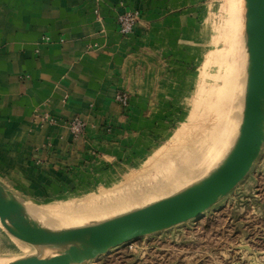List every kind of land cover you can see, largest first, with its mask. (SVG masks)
Segmentation results:
<instances>
[{
  "label": "crops",
  "instance_id": "1",
  "mask_svg": "<svg viewBox=\"0 0 264 264\" xmlns=\"http://www.w3.org/2000/svg\"><path fill=\"white\" fill-rule=\"evenodd\" d=\"M190 1L0 0V184L12 197L57 193L112 153L116 133L135 120V99L125 107L118 95L147 92V81L133 87L136 77H159L160 53L184 27ZM129 10L142 20L124 36L117 17ZM46 115L57 123L43 122ZM74 117L87 124L79 140L67 125ZM0 237V253L14 251L1 225Z\"/></svg>",
  "mask_w": 264,
  "mask_h": 264
},
{
  "label": "rangeland",
  "instance_id": "2",
  "mask_svg": "<svg viewBox=\"0 0 264 264\" xmlns=\"http://www.w3.org/2000/svg\"><path fill=\"white\" fill-rule=\"evenodd\" d=\"M234 1L191 0L184 16V27L172 30L173 44L168 54L160 53L159 70L154 69L159 79L136 77L131 80L133 87L135 83L147 81L149 84L143 87L147 92H124L129 105L133 98L136 101L132 113L135 120L134 124L124 126L116 133L118 141L113 154L102 152L99 159L92 162L90 172L79 175L57 193L50 191L46 196L42 193L35 200L20 199V203L41 212L90 204L148 186L163 177L171 164L197 151L200 143L198 150H203L207 144L204 140L211 143L216 119L224 114L220 110L233 97L236 99L229 94L234 84L230 74L231 61L247 44L244 22L247 21V1L239 2L244 4V13ZM157 81L160 87L152 88ZM239 99L235 101L232 113L236 115L233 122L241 120L237 124L240 126L235 128L234 141L226 148L224 157L230 155L241 132L245 107L241 106ZM209 145L205 146L210 148ZM219 163L221 160H214L203 177H195L199 179H192L194 182L176 188L177 191L174 189L139 206L135 204L100 215L97 219L88 218L74 226L98 224L181 193L209 177L215 164ZM199 217L177 228L178 232L175 229L165 234H150L82 264H264V144L246 178ZM15 241L14 251L0 253V257L16 258V261L36 256L30 248L32 246ZM243 245L252 252L236 256L234 251L238 250L237 247H245ZM6 248L0 245V250Z\"/></svg>",
  "mask_w": 264,
  "mask_h": 264
},
{
  "label": "water",
  "instance_id": "3",
  "mask_svg": "<svg viewBox=\"0 0 264 264\" xmlns=\"http://www.w3.org/2000/svg\"><path fill=\"white\" fill-rule=\"evenodd\" d=\"M247 1L250 67L243 123L225 164L202 182L173 196L98 224L54 233L32 225L19 200L0 184V224L16 240L35 248H64L49 258L10 264H82L135 239L200 218L251 171L264 144V0Z\"/></svg>",
  "mask_w": 264,
  "mask_h": 264
},
{
  "label": "bare ground",
  "instance_id": "4",
  "mask_svg": "<svg viewBox=\"0 0 264 264\" xmlns=\"http://www.w3.org/2000/svg\"><path fill=\"white\" fill-rule=\"evenodd\" d=\"M239 2L241 1L240 0L234 1V3H236L237 6L240 8V10L244 13L243 10L244 4L243 2L239 4ZM244 22L246 21L244 20ZM243 30H245L244 26H243ZM236 46H238L237 42H236ZM244 48L241 50V52L240 50H238L236 56L234 55V58L232 59L230 64L231 66L230 74L234 84L229 94L236 96V99L233 97L232 101L230 100L227 104L224 105L223 108L221 107L222 109L220 111L221 113L224 112V114H222L220 118L218 117L216 119L217 121L215 120L216 123L214 124V126L211 124V126L216 128V130L212 129L213 131L211 132V135L213 136L214 134V136L216 137L214 138L213 136L210 138L212 140L211 143L209 142L210 140L208 139H207L208 141L204 140V143L207 142V144H204V148L202 143L203 150L206 147L205 145L211 144L209 145L210 148H208L207 146L206 148L208 149H205V151L200 149L201 151L200 152L198 150V148H201L200 147L201 143H200L199 147L196 148L198 152L194 151L195 153L192 152V154H190L189 156L187 155L188 158H184L179 162L177 161L174 164H171L169 167H167L168 170H166L167 172L163 174V177H160L159 180L154 181L153 184L148 186H141L139 188L126 191L122 194L118 193V195L115 196L105 197L90 204H83V205L67 207V208L59 207L50 210H43L41 212L40 211L36 212L32 209H29L21 205L23 213L27 218V221L34 226H38L49 232H54V233H61V232L69 231L71 229L81 228V227H75L74 225H79L88 218L97 219L98 216L100 215L109 214L117 210L128 208L135 204H138L139 206V204L145 203L153 198H156L157 196L168 194L174 189L175 191H177L176 188L179 189L184 185L186 186V183L188 182L189 183L194 182V180L192 181V179H194L195 177L198 176L203 177L202 176L203 173L206 170H208V168L213 164L214 160H218V161L221 160V163H219V165L215 164L216 167L212 173L218 171L225 164L227 158L229 157V156L224 157L226 156L224 155V153L227 150L226 148L230 147V145L234 141L233 134L235 128L237 126H240L237 124L240 123L241 120L240 121L236 120L237 123L234 121L236 123L235 124L233 120L234 118L236 119L235 117L236 115H233L232 113V109L237 98H240L238 102L241 103V106H243V108L245 107V97L247 93V81H248V73L250 67V53L247 44H245ZM229 96L230 95H228V97ZM234 136H236V134ZM212 145L213 147H211ZM201 157H203L204 160H201ZM198 158L200 161L197 160ZM195 179H199V178H195ZM64 228H67V230L63 231ZM30 248L34 251L36 256L41 258H49L55 255H59L64 250V248H35V247H30ZM9 259L10 258L0 257V264H10L14 262L16 258H14V260L11 259L9 260Z\"/></svg>",
  "mask_w": 264,
  "mask_h": 264
},
{
  "label": "built area",
  "instance_id": "5",
  "mask_svg": "<svg viewBox=\"0 0 264 264\" xmlns=\"http://www.w3.org/2000/svg\"><path fill=\"white\" fill-rule=\"evenodd\" d=\"M140 19L141 13L138 10H129L119 14L117 17V23L121 34L129 35L133 33L135 28L139 25ZM117 99L125 107L129 105L126 93H120ZM42 120L43 122L57 123V120L49 115L44 116ZM67 125L70 127L71 133L76 140H79L86 134L87 124L80 117H74L72 120L67 122Z\"/></svg>",
  "mask_w": 264,
  "mask_h": 264
}]
</instances>
